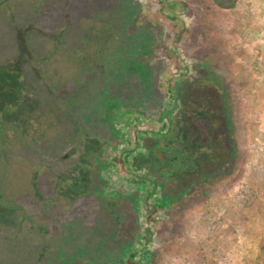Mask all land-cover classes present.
Listing matches in <instances>:
<instances>
[{"label": "rangeland", "instance_id": "374dc122", "mask_svg": "<svg viewBox=\"0 0 264 264\" xmlns=\"http://www.w3.org/2000/svg\"><path fill=\"white\" fill-rule=\"evenodd\" d=\"M0 118V264H264V0H0Z\"/></svg>", "mask_w": 264, "mask_h": 264}, {"label": "trees", "instance_id": "16d2710c", "mask_svg": "<svg viewBox=\"0 0 264 264\" xmlns=\"http://www.w3.org/2000/svg\"><path fill=\"white\" fill-rule=\"evenodd\" d=\"M223 8H226V9H232V8H234L235 7V2L233 3V4H231V5H229V6H225V5H223L222 6ZM110 27V26H109ZM112 30H115L113 27H110ZM106 31H107V33H108V29H105ZM114 37L112 34H110V36L109 37ZM180 38V37H179ZM99 47V46H98ZM98 49V48H97ZM111 59H114V58H110V60H109V62H111ZM192 83H195V82H191V81H185V83H183V85H181V87H179V88H176V90H178V99H179V101L180 100H182L181 98L184 96V94H185V92H186V89L187 88H189L190 87V85L192 84ZM107 92H110V91H107ZM184 124V123H183ZM183 127V126H182ZM230 154H232V152L230 153ZM139 158H140V156H139ZM136 165H137V167L138 168H140L139 166L140 165H142L141 163H139V165H138V163H135ZM234 168H235V164H231V165H229V167L228 168H226L225 170H222L221 172H225L226 173V175L227 176H231L232 174H233V172H234ZM216 176H218V173L214 176V178L216 177ZM148 208H150V209H148V212L150 213V215L148 216V218H147V221H148V223H151L152 222V219H153V215H156L157 213H158V211H159V209H160V207H162L161 205H159V204H155V205H149L148 204V206H147ZM130 251V250H129ZM126 252H128V251H126ZM124 256H125V254L124 255H122L121 257H120V260H117V261H124ZM129 257H130V259H128L127 261H128V264H138L137 262H135V261H133V258H135L136 257V253H132L131 255H129ZM116 261V262H117ZM116 262H114V263H112V264H115Z\"/></svg>", "mask_w": 264, "mask_h": 264}, {"label": "flooded vegetation", "instance_id": "af4514ba", "mask_svg": "<svg viewBox=\"0 0 264 264\" xmlns=\"http://www.w3.org/2000/svg\"><path fill=\"white\" fill-rule=\"evenodd\" d=\"M8 107H5L4 109H5V111L7 112V109ZM3 126L6 128L5 130L3 129ZM8 126H11V127H13V123H12V121L11 120H4V119H2V118H0V140H2L3 139V137L2 136H6V137H11L12 138V133H13V131L12 130H9L7 127ZM5 142V141H4ZM4 144V143H3ZM9 150V148L6 146V148H4V150L3 151H8ZM4 238H3V240H1V242H5V243H7V239H8V236H7V229H6V227H4V235H2ZM2 249V248H1ZM9 253V251H8V248H6V250H5V258L7 257V254Z\"/></svg>", "mask_w": 264, "mask_h": 264}, {"label": "water", "instance_id": "95a60500", "mask_svg": "<svg viewBox=\"0 0 264 264\" xmlns=\"http://www.w3.org/2000/svg\"><path fill=\"white\" fill-rule=\"evenodd\" d=\"M159 157L161 158V154L159 155Z\"/></svg>", "mask_w": 264, "mask_h": 264}]
</instances>
